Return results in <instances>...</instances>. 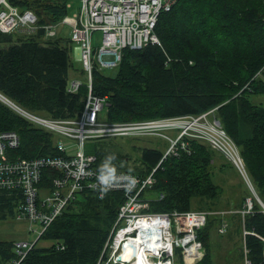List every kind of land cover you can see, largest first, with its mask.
<instances>
[{
	"label": "trees",
	"instance_id": "trees-1",
	"mask_svg": "<svg viewBox=\"0 0 264 264\" xmlns=\"http://www.w3.org/2000/svg\"><path fill=\"white\" fill-rule=\"evenodd\" d=\"M9 2L19 11L29 9L37 17L38 29L31 34L0 32V94L39 116H78L87 85L83 69L72 60L73 45L69 38L57 34L45 39L40 28L64 19L65 0ZM153 33L159 44L123 49L117 68L109 69L110 74L99 69L92 73V95L105 97L107 102L104 122L196 115L213 109L221 127L236 143L252 189L264 205V108L250 100L255 94L264 95L263 82L254 77L264 64V0H176L168 11L160 13ZM76 75L82 85L75 93L66 91L68 80ZM1 131L18 135L17 145L8 150L10 156L62 154L54 145L56 135L27 122L0 100ZM99 142L93 153L96 169L107 155L114 154L118 172L131 168V174L146 177L163 154L155 147H144L137 164L129 165L121 149ZM186 145L163 156L153 169L151 188L141 190L149 200L148 211H189L192 197L211 202L220 192L219 184L211 179V166L215 154H222L195 138L186 139ZM223 160L232 165L225 157ZM55 174L44 167L39 186L49 185ZM246 196L251 198L249 210L243 203ZM122 200V193L116 190L103 199L89 190L77 193L40 235L51 245L34 242L26 262L99 264L107 259L102 248ZM21 201L19 189H1L0 220L16 218ZM197 211L207 214L203 226L195 230L204 253L193 264H212V249L217 247L212 245L215 238L210 234L223 221L228 228L224 231L229 232L234 224L239 234V258L245 250L249 264H264V209L250 190L245 189L232 209L205 207ZM12 248L10 240H0V264L12 257ZM174 253L173 264H183L178 248Z\"/></svg>",
	"mask_w": 264,
	"mask_h": 264
},
{
	"label": "built area",
	"instance_id": "built-area-1",
	"mask_svg": "<svg viewBox=\"0 0 264 264\" xmlns=\"http://www.w3.org/2000/svg\"><path fill=\"white\" fill-rule=\"evenodd\" d=\"M175 1L79 0L80 3L72 17L65 16L58 23L40 26L44 30L45 39L58 35L59 32L56 29L58 24L65 23L70 26L69 39L73 45L72 54L83 69L87 97L84 99L82 111L78 116L60 119L25 111L0 94V100L13 112L37 128L56 135L55 148L62 152L55 156L42 155L29 158H21L18 155L10 156L8 150L15 148L19 140L18 135L14 131L0 132V190L3 188L19 189L22 192V201L18 204L16 218L19 217L28 223L27 232H40L38 235L40 237L61 209L81 191H93L100 196L96 180L99 168L94 167L95 155L82 149L85 138L95 139L100 135L142 137L155 134V136L164 137L168 141V147L163 151L160 161L166 154H175L180 147L185 149L186 139L195 138V140L204 141L236 167L242 180L248 184L251 195L258 199L252 189L236 143L221 127L220 120L218 121V118L213 115V109L196 115L151 117L129 122H103L97 118L99 111L107 109V102L105 97L92 95V73L95 69L117 68L123 49L139 50L147 43L159 44L153 33L156 20L162 11H168ZM36 21L37 17L29 9L19 11L9 0H0L1 33L11 34L16 31L34 33L38 29ZM95 31L101 34L99 48L91 47V33ZM106 55L109 56L105 58ZM263 73L264 64L255 72L254 77H260L264 84ZM68 83L66 91L72 93H75L82 85L81 80L77 78L69 79ZM168 131L175 132V135L172 136ZM159 163L152 167L146 177L131 174L137 180L131 191L123 186L112 189L122 193L123 203L117 209V217L113 221L112 230L103 245L102 251L107 259H104L102 264H122L124 262L120 260L122 245L126 242L131 247L136 245L129 238L132 239L136 235L140 218L149 219L153 215L164 218L166 225L159 229L148 227L147 234L150 231V235L154 234L159 243L165 242L166 244L165 238L161 237L163 230L166 229L170 242L153 250L152 255L148 256L150 261L147 264H173L174 248L179 249L183 264H193L194 259L197 260L203 256L199 251L202 246L199 239L195 237V230L203 226L207 212L197 211V209L165 212L147 210L149 200L145 199L141 190L151 188L154 181L152 171ZM44 167L56 171V174L49 180V185L39 186L41 170ZM119 173L128 174V171ZM250 200L249 197L244 202L245 210L251 207ZM259 203L264 209L262 202ZM219 225L217 229L219 233L227 228L224 221ZM35 240L14 242L12 257L5 264H29L26 262V254ZM191 245L194 246V250L189 253L187 249ZM243 251L242 264H249L245 256L246 251Z\"/></svg>",
	"mask_w": 264,
	"mask_h": 264
},
{
	"label": "rangeland",
	"instance_id": "rangeland-1",
	"mask_svg": "<svg viewBox=\"0 0 264 264\" xmlns=\"http://www.w3.org/2000/svg\"><path fill=\"white\" fill-rule=\"evenodd\" d=\"M66 5H69L66 7L67 14L66 16L72 17L75 13L77 6L79 5V0H65ZM56 29L58 30V36L62 39L69 38V35L71 33L70 26H67L64 24H58ZM24 33V32H22ZM16 36V35H15ZM15 38V37H12ZM101 34L97 31L91 33V41L93 48H99L101 45ZM72 60H75V57L73 54H71ZM109 55H106L105 58H107ZM112 70L106 69L103 73L104 74H110ZM250 100L252 102H256L261 105L262 108H264V95L255 94L250 97ZM105 110L99 111L97 114V118L100 121H106L105 118ZM169 134L172 136L175 135V132L168 131ZM101 138V139H97ZM107 144L108 146H112L115 149H121L122 154H126L127 158L126 161H128L129 165L137 164L135 160L139 158L140 150L144 147H155L160 152H163L165 149H167L168 141L164 137L155 136V134H149L147 136H136V137H128L126 135L119 137L114 135L109 136H98L95 139H88L85 138L83 140L82 149L85 152L88 153H94L96 152V147H98V143ZM232 164V163H231ZM211 179L214 184H219L221 187L220 192H218V195L212 199V201H206V199H201L198 197H192L191 203H190V209H198V208H205L210 207L211 209L219 210V209H232L233 207H236L238 205L239 201H241L242 196L245 194V189L250 190L248 187V184L245 183L238 170H236V167L232 164L230 165L227 160H223V157L219 156L218 154H215V162L212 163L211 166ZM258 197V196H257ZM249 197H246L243 203L248 199ZM201 199V200H200ZM256 199V198H255ZM257 200V199H256ZM201 201V202H200ZM200 202V205L199 203ZM234 219V218H233ZM220 225H216L214 228H212V232L210 234L211 237L215 238L214 242H212V245L214 247H217V250L212 249L213 255H212V264H215L214 259L217 264H242V258H239L238 254L240 250L241 245H238L239 243V234L236 233V229L233 228L234 224L229 227V232L224 231L220 235L217 232L216 229L219 228ZM28 227V223L25 222L21 218H5V220H0V240L8 239L12 243L17 242L19 240L23 241H29L32 242L35 240V244L38 246H46V244H50V240H42L38 236L40 232H32L29 233L26 231ZM233 228V229H232ZM228 229V228H227ZM227 232V233H226ZM226 233V234H225ZM172 235L175 236L174 233ZM229 237H228V236ZM203 247L199 249L200 252H203ZM176 258L174 259V261ZM196 260V259H194ZM103 262V261H102ZM100 262L99 264H102Z\"/></svg>",
	"mask_w": 264,
	"mask_h": 264
},
{
	"label": "bare ground",
	"instance_id": "bare-ground-1",
	"mask_svg": "<svg viewBox=\"0 0 264 264\" xmlns=\"http://www.w3.org/2000/svg\"><path fill=\"white\" fill-rule=\"evenodd\" d=\"M164 225H166V220L157 215H153L149 219L140 218L136 235L132 239L129 238V240L134 241L136 245H132L131 247L127 242L122 245L120 253V260L124 261L122 264H147V262L150 261V257L148 256L152 255V251L161 245H167L170 242V238L168 231L165 229L163 230L161 237L165 238L166 244L165 242L159 243L154 234L150 235V231H148V236L146 229L148 227L159 229ZM187 250L191 253V251L194 250V246H189Z\"/></svg>",
	"mask_w": 264,
	"mask_h": 264
},
{
	"label": "clouds",
	"instance_id": "clouds-1",
	"mask_svg": "<svg viewBox=\"0 0 264 264\" xmlns=\"http://www.w3.org/2000/svg\"><path fill=\"white\" fill-rule=\"evenodd\" d=\"M116 159L114 154L107 155L98 169L96 180L101 199L115 187L123 186L131 191L137 183L136 178L131 175L133 171L131 168L128 169V174L118 172L117 166L113 163Z\"/></svg>",
	"mask_w": 264,
	"mask_h": 264
},
{
	"label": "water",
	"instance_id": "water-1",
	"mask_svg": "<svg viewBox=\"0 0 264 264\" xmlns=\"http://www.w3.org/2000/svg\"><path fill=\"white\" fill-rule=\"evenodd\" d=\"M218 121H219V119H218ZM218 121H217V122H218ZM254 193H255V192H254ZM255 195H256V194H255ZM252 196H253L254 198H256L254 195H252ZM256 199H257V198H256ZM259 199H260V198H258L257 200H259ZM259 202H260V201H259Z\"/></svg>",
	"mask_w": 264,
	"mask_h": 264
},
{
	"label": "crops",
	"instance_id": "crops-1",
	"mask_svg": "<svg viewBox=\"0 0 264 264\" xmlns=\"http://www.w3.org/2000/svg\"><path fill=\"white\" fill-rule=\"evenodd\" d=\"M74 61H75V60H74ZM75 62H76V61H75ZM76 63H77V62H76ZM77 65H78V63H77ZM75 78H79V75H76Z\"/></svg>",
	"mask_w": 264,
	"mask_h": 264
}]
</instances>
